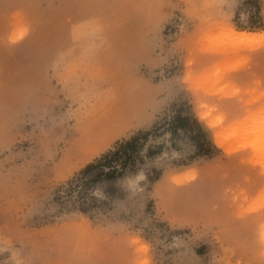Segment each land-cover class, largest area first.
I'll list each match as a JSON object with an SVG mask.
<instances>
[{
    "label": "rangeland",
    "instance_id": "rangeland-1",
    "mask_svg": "<svg viewBox=\"0 0 264 264\" xmlns=\"http://www.w3.org/2000/svg\"><path fill=\"white\" fill-rule=\"evenodd\" d=\"M263 39L264 0H0V264H264Z\"/></svg>",
    "mask_w": 264,
    "mask_h": 264
},
{
    "label": "trees",
    "instance_id": "trees-1",
    "mask_svg": "<svg viewBox=\"0 0 264 264\" xmlns=\"http://www.w3.org/2000/svg\"><path fill=\"white\" fill-rule=\"evenodd\" d=\"M183 119H186V118H184V117L180 118L179 116L175 117V120L178 121L179 126L181 125L180 122L183 121ZM134 140H135V138H132L130 141L126 142L124 145H120V147H121L120 149L123 150V149L130 147ZM130 148H132V147H130ZM118 152L119 151L117 150L115 152L105 154L104 156H102V158L100 159L98 164L110 168L109 167L110 164H112L113 162L116 161L115 157H116ZM129 161H130V159L124 158V160L120 161V163L117 167H114V168L112 167V169H110L111 171L104 173V175L106 177H111L114 173H117L120 170H122L129 163ZM91 167H92V165L87 166L84 171H88Z\"/></svg>",
    "mask_w": 264,
    "mask_h": 264
},
{
    "label": "bare ground",
    "instance_id": "bare-ground-1",
    "mask_svg": "<svg viewBox=\"0 0 264 264\" xmlns=\"http://www.w3.org/2000/svg\"><path fill=\"white\" fill-rule=\"evenodd\" d=\"M19 30V29H18ZM16 31V30H15ZM235 32V31H234ZM14 33V32H13ZM229 33H231V32H229ZM233 34H235L236 36H237V38L239 39V40H241V41H254V40H257L258 38H260V36L262 35V32L261 33H258V32H245V31H240V32H235V33H232V35ZM14 35H15V33H14ZM262 39V38H261ZM261 39H259V40H261ZM264 40V39H263ZM262 41V40H261ZM236 42V41H235ZM238 42V41H237ZM239 44V43H238ZM244 44V43H243ZM244 46H246L245 44H244ZM224 132V131H223ZM222 132V133H223ZM219 133V132H218ZM220 135H223V134H221L220 133ZM215 136V135H214ZM216 136H217V134H216ZM219 138H220V136H219ZM222 138V137H221ZM220 138V139H221ZM223 139V138H222ZM226 139V138H225ZM222 141H225V140H222ZM228 142V141H227ZM229 143V142H228ZM227 143V144H228ZM231 144H235V143H231ZM236 144H238V143H236ZM225 145V144H224ZM238 146H239V144H238ZM237 146V147H238ZM224 147V146H223ZM235 146H233V148H234ZM233 148H228V149H233ZM226 150V149H225ZM261 205V204H260ZM258 207V206H257Z\"/></svg>",
    "mask_w": 264,
    "mask_h": 264
}]
</instances>
